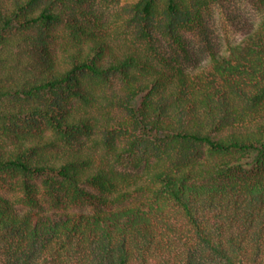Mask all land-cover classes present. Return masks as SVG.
I'll return each mask as SVG.
<instances>
[{"label":"trees","instance_id":"obj_1","mask_svg":"<svg viewBox=\"0 0 264 264\" xmlns=\"http://www.w3.org/2000/svg\"><path fill=\"white\" fill-rule=\"evenodd\" d=\"M112 1L0 0V264H264V20Z\"/></svg>","mask_w":264,"mask_h":264},{"label":"rangeland","instance_id":"obj_2","mask_svg":"<svg viewBox=\"0 0 264 264\" xmlns=\"http://www.w3.org/2000/svg\"><path fill=\"white\" fill-rule=\"evenodd\" d=\"M130 1L134 0H120L121 5ZM109 2L113 3L112 0ZM263 20L264 8L259 7L255 0H221L212 4L206 13L205 26L198 32L187 34L190 53L187 59L195 66L209 64L212 52L227 53L230 46L244 41L260 29ZM2 190L4 195L14 200L22 199V191L18 189Z\"/></svg>","mask_w":264,"mask_h":264}]
</instances>
